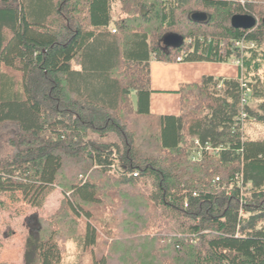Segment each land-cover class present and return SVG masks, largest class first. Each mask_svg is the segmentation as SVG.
<instances>
[{
  "label": "trees",
  "instance_id": "16d2710c",
  "mask_svg": "<svg viewBox=\"0 0 264 264\" xmlns=\"http://www.w3.org/2000/svg\"><path fill=\"white\" fill-rule=\"evenodd\" d=\"M236 15L257 25L234 28ZM178 58L243 67L182 85L180 115H154L150 63ZM251 121L264 122V0H0V198L40 209L59 187L65 205L24 264H62L66 236L91 264H264Z\"/></svg>",
  "mask_w": 264,
  "mask_h": 264
},
{
  "label": "rangeland",
  "instance_id": "374dc122",
  "mask_svg": "<svg viewBox=\"0 0 264 264\" xmlns=\"http://www.w3.org/2000/svg\"><path fill=\"white\" fill-rule=\"evenodd\" d=\"M121 4L113 5L114 20L125 18ZM114 28V25L111 26ZM235 63V60L232 61ZM252 109L257 107L256 101H251ZM247 135L250 139H264V122L251 121L247 125ZM64 195L57 188L47 199L43 208H32L22 202L19 196H2L0 198V264H24V254L28 237L37 235L42 229L41 221L58 222L59 213L65 209ZM47 231V229H45ZM85 222H79L78 235H83ZM63 252L62 264H91L92 253L82 252L74 237L66 236L59 240ZM102 244V250H106Z\"/></svg>",
  "mask_w": 264,
  "mask_h": 264
},
{
  "label": "crops",
  "instance_id": "0c3cea01",
  "mask_svg": "<svg viewBox=\"0 0 264 264\" xmlns=\"http://www.w3.org/2000/svg\"><path fill=\"white\" fill-rule=\"evenodd\" d=\"M240 68L232 62L150 63V109L154 115L178 116L181 112L179 89L184 84L201 83L205 77L236 79Z\"/></svg>",
  "mask_w": 264,
  "mask_h": 264
},
{
  "label": "water",
  "instance_id": "95a60500",
  "mask_svg": "<svg viewBox=\"0 0 264 264\" xmlns=\"http://www.w3.org/2000/svg\"><path fill=\"white\" fill-rule=\"evenodd\" d=\"M197 17L198 15L193 16V18ZM231 24L238 29H252L257 25V19L250 15H236L232 18ZM164 43L169 48H178L184 40L178 36L169 35L164 39Z\"/></svg>",
  "mask_w": 264,
  "mask_h": 264
},
{
  "label": "built area",
  "instance_id": "2783aa9c",
  "mask_svg": "<svg viewBox=\"0 0 264 264\" xmlns=\"http://www.w3.org/2000/svg\"><path fill=\"white\" fill-rule=\"evenodd\" d=\"M234 47L241 50V52L243 53L245 50L247 49H252L255 47L254 43L252 42H249V43H245L244 41H238V42H235L234 44ZM177 62H182V58H178L177 59ZM235 64L239 67V68H242L243 67V62L242 60L240 59H236L235 60ZM242 86L243 88H247V84L245 83H242ZM221 87V86H220ZM219 87V88H220ZM249 105V95L248 93H244L243 94V97L241 99V111H240V119H241V122L243 124V127H245L247 124V122L249 121L248 120V113L246 111H244V108ZM208 150H210V147H207Z\"/></svg>",
  "mask_w": 264,
  "mask_h": 264
}]
</instances>
